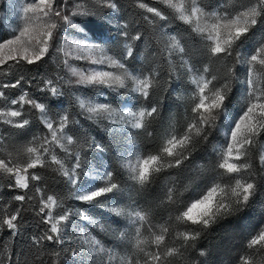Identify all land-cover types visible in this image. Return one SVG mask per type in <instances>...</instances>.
Returning <instances> with one entry per match:
<instances>
[{"label": "snow or ice", "instance_id": "1", "mask_svg": "<svg viewBox=\"0 0 264 264\" xmlns=\"http://www.w3.org/2000/svg\"><path fill=\"white\" fill-rule=\"evenodd\" d=\"M156 3L164 5L166 11L150 6L143 0L137 3L138 8L152 14L151 17H143L148 24L155 25L157 19L169 18L183 22L192 33L199 36L208 60L223 62L226 71L222 76L211 75L209 78L207 65L203 73H200L181 55V67L187 71L190 82L195 86L191 116L186 118L183 131L166 134L154 153L137 155L134 161L129 158L121 162V167L127 171L133 187L145 190L160 173L185 166L196 145L208 140L210 130L222 127L226 146L220 149V159L212 169L216 175L210 176V182H206L201 191L193 193V198L188 202L181 201L183 193L175 187V182L166 185L163 198L156 206L174 210L177 214L169 215L162 224L156 225L152 223L153 209L144 207L141 201L132 200L131 203L120 205L118 197L123 195L124 188L113 181L111 171H105L102 176L96 174L90 183L81 182V175L87 174L83 173L80 151H73L78 141L70 134L69 114L60 115L59 119L52 118L48 104L32 98L28 91L22 90L18 97L8 100L4 89L20 88L24 79L22 76L14 82L0 84V100L11 105L7 108L0 107V124L16 129L28 127L31 120L27 118L24 109L28 105L39 112L47 131V135L33 137L26 146L14 147L7 156L0 153V175L9 180L10 189L20 192L14 199L21 204L36 201L34 210L47 225L41 235L31 238L32 245L38 249L45 242L50 245L63 244L67 224L76 215L93 227L107 231L105 224L84 212L65 209L63 200L58 195H45V188L33 183L42 180L37 172L39 168L54 165L53 171L76 189L74 198L77 201L89 205H104L109 213L126 221V230L121 233L122 239L127 238V229L134 230L132 247L135 254L122 258L121 264H166L169 258L182 256L183 252L195 247L194 242L204 228L242 210L256 194V184L247 172L253 167L249 152L264 136V39L248 49L243 56L237 49L258 22L264 23V0H229V5L224 6L223 11L216 12H206L203 0H156ZM117 8V0H73L70 8L67 0H24L14 22L16 26L0 34V71L5 67L38 64L54 50L64 57L63 67L74 79L61 76L57 80H42L43 87L39 91L59 97L63 95L62 85H74L76 92L80 93L74 96V102L81 115H86L89 120H106L113 125L142 130L151 137L153 133L148 128L150 121L158 114L155 105L132 111L116 108L111 102L101 99L122 89L145 100L150 97L159 70L149 69L147 73L137 74L127 65V60L134 56L135 42L141 41L142 34L138 31L130 34L125 24L120 32L124 38L123 47L114 48L110 41L97 43L95 33H91L85 21L74 22V17L78 16L106 20L109 14L105 9L115 11ZM64 26L73 28L82 35V39L67 47L60 45L54 48V44H58L57 32ZM164 50L169 57L166 61L169 67H172L174 53L185 52L176 36L169 37ZM234 52L236 63L245 66L243 80L236 74L235 65L228 66ZM70 58L85 61L87 67L74 66ZM234 84L239 87L234 89ZM237 92L243 97V102L238 109L229 111L231 98ZM6 141L8 136L0 134V148L5 146ZM259 162L264 167V154L260 156ZM224 175H228L232 182L221 185L219 180ZM96 179L102 183H96ZM33 189V195H28ZM187 190L186 185L184 191ZM107 201L112 204H107ZM20 219V208L12 211L0 208V232L7 229L9 235L15 238L19 235ZM192 226H197L199 230L190 231ZM256 227L258 232L251 236L248 248L258 246L259 249H264V224ZM80 233V241L88 246L90 253L99 258L98 264H112L117 258L111 249L106 248L91 233H86L84 229ZM169 236H172L173 244H178L179 247L168 246L166 238ZM149 246H154V250H149ZM5 252L8 253L7 256L4 255ZM53 255L58 260L60 254L57 252ZM200 255L205 253L201 251ZM105 256L107 260L104 259ZM14 257L15 253L5 246L0 251V264H19ZM239 264H249L248 256L239 257Z\"/></svg>", "mask_w": 264, "mask_h": 264}, {"label": "trees", "instance_id": "2", "mask_svg": "<svg viewBox=\"0 0 264 264\" xmlns=\"http://www.w3.org/2000/svg\"><path fill=\"white\" fill-rule=\"evenodd\" d=\"M23 2L24 0H0V34L16 26L14 22L17 20L18 9ZM72 2L73 0H67L69 8ZM138 2L141 0H117V10L105 9V12L109 14L108 19L78 16L74 17V22L85 21L91 33H95L97 43L110 41L114 48L123 47L124 38L120 35L123 25L128 26L127 30L130 34H135L137 31L142 34L141 41L135 42L134 56L127 60V65L130 70H134L137 74L140 72L147 73L149 69L159 70V76L151 90L150 97L145 100L122 89L119 92L101 97V99L111 102L116 108L124 109L127 102L135 110L140 107L155 105L158 114L150 121L148 131L153 133L151 137L142 130L123 125H113L106 120L99 122L89 120L86 115H81L80 109L74 102V96L80 93L76 92L74 85H62L63 95L59 97H53L46 91H39L38 89L43 87L42 80L49 78L57 80L61 76L65 79H74L63 67L64 57L58 55L54 50H51L50 54L38 64L5 67L0 71V84L14 82L22 76L24 79L20 88L4 89L8 100L18 97L22 90L28 91L32 98L48 104L49 115L52 118L59 119L60 115L69 114L71 118L68 126L70 134L78 141V145L73 148V151H80L81 163L84 166L83 173L87 174L81 175V182L85 183L88 172L103 160L107 164L108 171L113 174V181L124 188L123 195L118 197L119 202L141 201L144 207L153 209L152 223L160 225L169 215L175 216L177 214L174 210L156 206L159 200L163 198L162 194L166 185L175 182V187L183 193L180 197L181 201L188 202L193 198V193L201 191L205 183L210 182V176L216 175L212 169L215 168L220 159V149L226 146L222 127L210 130L208 140L206 142L201 141L196 145L190 160L185 162V166L179 169H168L160 173L145 190H140L138 186L133 187L132 182L128 179L127 171L121 167L117 156L121 141L128 133L131 134L141 156H147L156 151L166 134L173 131L176 133L183 131L186 118L191 116L195 86L190 82L187 71L181 67V55L200 73H203V69L207 65L209 78L211 75L222 76L226 71V65L220 61H209L204 55L203 43L199 36L192 33L183 22L169 18L167 20L157 19L155 25L148 24L143 17L145 15L151 17L152 14L138 8ZM143 2H148L150 6L165 10V6L156 3V0H143ZM226 5H229V0H203L206 12L223 11ZM81 26L83 27V25ZM64 34L82 37L70 26H64L57 32L58 44H54V48L61 45V38ZM170 36H176L185 48L183 54H173L172 67L166 63L169 57L164 50L165 43ZM89 39H91V35ZM261 39H264V23L258 22L237 51L243 56ZM70 61L73 64L76 62V65L82 64L79 61L74 60V62L71 59ZM232 65H235L236 74L240 79L244 78L245 69L242 64L236 63V52L233 53L228 66ZM233 87L235 89L239 85L234 84ZM242 102L243 97L237 92L231 98L229 111L238 109ZM10 106L6 101L0 100V107L7 108ZM24 109L27 118L31 120L28 127L16 129L0 124V134L8 136L5 146L0 148V153H3L4 156H7V153L12 151L14 147L21 148L28 145L33 137L47 135V131L40 120L39 112L31 109L28 105H25ZM262 142H264V136L249 152L253 167L248 170L247 174L256 184V194L249 204L242 210L218 219L215 223L204 228L199 238L194 242V248H189L183 252L182 256L169 258L166 264H239V257L242 255L248 256L249 264H264V249H259L258 246L248 248L251 236L258 232L256 226L264 224V167L259 162V145ZM53 167L55 166L37 169L42 180L33 183H38L39 186L44 187L45 195L56 194L62 198L65 209L99 216L102 213L100 204L89 205L77 201L74 198L76 189L68 184L65 178L54 172ZM219 182L221 185H226L232 181L228 175H224ZM8 185L9 180L0 175V208H7L8 211L20 208L21 219L19 221V235L15 238L9 235L7 229L0 232V251H3V248L7 246L11 252L15 253L14 259L18 260L19 264H76L78 248L72 239V235L77 231L79 216H73L68 222L63 244L50 245L45 242L44 246L38 249L32 245L31 238L41 235L46 230L47 225L42 222L41 217L34 210L36 201L21 204L14 199L15 195L20 194L19 190H12ZM186 185L188 190L184 191ZM34 191L33 189L28 192V195H33ZM117 227L126 230V223ZM189 230L199 229L197 226H192ZM127 231L129 233L132 229H127ZM97 235L101 234L97 232ZM145 235L147 236V233ZM172 235L174 236V233ZM166 241L168 246L179 247L178 244H173L172 236L167 237ZM110 243L114 249L121 251L124 259L135 254V249L132 247L134 238L130 236L120 240L114 238ZM110 243L108 244L111 245ZM149 250H154V246H149ZM201 251L205 255L201 256ZM57 252L60 254L58 260L53 255ZM74 252L76 255H73ZM4 255L7 256L8 253L5 252ZM140 255L142 256V254Z\"/></svg>", "mask_w": 264, "mask_h": 264}, {"label": "rangeland", "instance_id": "3", "mask_svg": "<svg viewBox=\"0 0 264 264\" xmlns=\"http://www.w3.org/2000/svg\"><path fill=\"white\" fill-rule=\"evenodd\" d=\"M82 37H79L77 35L73 34H64L61 38V45H65L67 47L68 44H71L74 41L81 40ZM71 59V58H70ZM72 60V59H71ZM74 61V60H73ZM75 62V61H74ZM82 64L76 65L74 63V66L78 67H87V63L85 61H79ZM244 66V65H243ZM245 69V66H244ZM245 78V77H244ZM244 78H241L243 80ZM241 106V105H240ZM125 109L136 111L130 106V103L127 102ZM224 132L222 128V133ZM264 154V142H262L259 145V160L260 156ZM137 155H141L137 144L135 143L134 139L132 138L131 134H127L126 137L121 141V145L119 146L117 156L118 160L121 163L122 161H126L129 158H131L133 161L135 160ZM105 171H108L107 164L101 160L98 165H95L91 171L88 172V178L85 181V183H90L93 176L96 174L103 175ZM99 179H96V183L99 184ZM107 204H112L111 201H107ZM129 203V202H128ZM128 203H120L121 206L126 205ZM102 208V213L99 216H92L86 212H84L86 215L91 216L94 220L99 221L102 224H105L107 226V231H101L98 227H93L91 224H89L87 221L82 220V218L79 216V224L77 226V231L75 234L72 235V239L76 242L77 248H78V254L76 257V264H98L99 258L95 257L92 253L88 251V246L86 244H83L79 237L81 235L80 230L84 229L86 233H91L93 236H95L98 240H100L104 246L108 249H111L113 253L116 254V259L112 261V264H121V259L124 258L121 251L114 249L110 241L112 239H122L121 233L125 230L118 229V225L126 223L122 218L115 217L114 214L109 213L104 205H100ZM83 212V211H81ZM97 232H99L101 235H97ZM135 232L134 230L130 231L128 233V236L131 238H134ZM127 236V237H128ZM110 243L111 245H109ZM105 260H107V256L104 257Z\"/></svg>", "mask_w": 264, "mask_h": 264}]
</instances>
